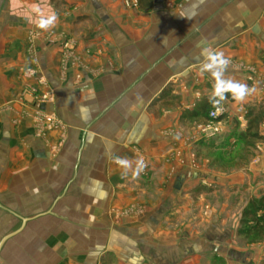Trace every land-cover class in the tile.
I'll return each mask as SVG.
<instances>
[{"label": "crops", "instance_id": "obj_1", "mask_svg": "<svg viewBox=\"0 0 264 264\" xmlns=\"http://www.w3.org/2000/svg\"><path fill=\"white\" fill-rule=\"evenodd\" d=\"M208 45L230 58L227 78L255 86L220 106L244 127L245 106L264 101V0H0V264L243 257L232 244L247 200L264 195V143L237 173L208 164V121L182 116L211 94ZM113 154L146 168L122 179ZM244 169L257 183L228 225L210 195Z\"/></svg>", "mask_w": 264, "mask_h": 264}, {"label": "trees", "instance_id": "obj_2", "mask_svg": "<svg viewBox=\"0 0 264 264\" xmlns=\"http://www.w3.org/2000/svg\"><path fill=\"white\" fill-rule=\"evenodd\" d=\"M49 2L55 7L64 5V0H49ZM213 109L215 107L209 103V99H202L192 111L186 110L182 116L187 119L200 117L207 122L209 112ZM244 109V127H241L240 122L235 118L229 121L226 114L223 113L215 121L227 122L230 126L229 132L199 141L200 145L211 155L225 156L229 154L226 151H230L232 148L233 150L237 149L235 163L239 166L247 164L254 157L257 144L264 143V136L260 133L261 125H264V101L259 104L247 105ZM215 159L217 158H213L214 162H216ZM235 235L245 245L264 242V195L251 197L247 200L240 212ZM211 264H224V261L216 258Z\"/></svg>", "mask_w": 264, "mask_h": 264}, {"label": "clouds", "instance_id": "obj_3", "mask_svg": "<svg viewBox=\"0 0 264 264\" xmlns=\"http://www.w3.org/2000/svg\"><path fill=\"white\" fill-rule=\"evenodd\" d=\"M56 19L55 15L41 19L38 21V27L49 29L55 25ZM200 56L203 58L200 65V74H208L212 79V90L208 99L213 107L221 106L229 95L234 101L242 102L248 95L255 92V86L250 87L246 83L226 77L231 60L223 51L208 45L201 48ZM111 158L121 169L120 176L122 179H128L130 175L132 179H137L146 168V162L142 157L131 159L113 154Z\"/></svg>", "mask_w": 264, "mask_h": 264}, {"label": "rangeland", "instance_id": "obj_4", "mask_svg": "<svg viewBox=\"0 0 264 264\" xmlns=\"http://www.w3.org/2000/svg\"><path fill=\"white\" fill-rule=\"evenodd\" d=\"M236 150L237 149L233 150L232 148L230 149V151H226L229 153L228 155L218 156V155H213V154L208 155L206 154V150L204 149V151H202L201 153V157H203V154H206L207 157L206 156L205 157L206 159H208L209 165H213V162H214L213 158L216 157L217 159H215V161H216L217 168L215 171L218 172L220 175L226 176L234 172L237 173L240 170L239 164L235 163ZM241 173L243 174L242 176L243 180H245L246 182L244 181V183H242L241 185L237 184L232 188L220 186L218 187L219 190L216 193V197L213 196L214 194L210 195L212 196L211 197L212 202L210 203L216 206L220 204L224 205L225 203L228 205L227 210H226V212H228L227 213L228 215H226V223L228 225H234L236 223L237 214L240 211L242 204L244 203L245 199L247 200L246 197H249V194L253 192L255 188L253 186H255V184L257 183V180L254 179L252 172H248L247 170L244 169ZM203 182L207 183V181H203ZM247 182L249 183L247 184ZM245 190H248V191H245ZM231 197L232 199L230 201L229 199ZM240 199L243 200V202H240ZM207 201L209 202V200ZM234 240L235 241L232 244L233 246H236L241 250L245 249L246 251H242L244 255L242 258H239V259L235 258V256L232 254L231 259L227 260L229 264H264V248H260L259 250L250 249L251 246L257 245V244L245 245V243L242 242L237 237ZM207 256L208 254L206 256H203V258L200 261L201 264H211L212 263L211 258L209 259ZM224 264H227L226 260H224Z\"/></svg>", "mask_w": 264, "mask_h": 264}, {"label": "built area", "instance_id": "obj_5", "mask_svg": "<svg viewBox=\"0 0 264 264\" xmlns=\"http://www.w3.org/2000/svg\"><path fill=\"white\" fill-rule=\"evenodd\" d=\"M47 100H48V97L46 96L41 97V101H47ZM223 113H224V110H222L220 106L215 107V109L209 112V120L203 127L204 133L208 134L207 136L211 137L214 135L221 134L222 123L221 121H215V119ZM47 121H50V120L47 119Z\"/></svg>", "mask_w": 264, "mask_h": 264}, {"label": "water", "instance_id": "obj_6", "mask_svg": "<svg viewBox=\"0 0 264 264\" xmlns=\"http://www.w3.org/2000/svg\"><path fill=\"white\" fill-rule=\"evenodd\" d=\"M21 221H22V223L25 222V220H21ZM8 237H10V236H6L5 238H3V239L1 240V242H0V247H1L2 243H3Z\"/></svg>", "mask_w": 264, "mask_h": 264}]
</instances>
